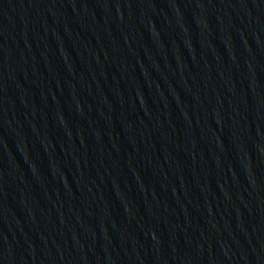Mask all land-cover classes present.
Segmentation results:
<instances>
[{"label":"water","instance_id":"water-1","mask_svg":"<svg viewBox=\"0 0 264 264\" xmlns=\"http://www.w3.org/2000/svg\"><path fill=\"white\" fill-rule=\"evenodd\" d=\"M0 264H264V0H0Z\"/></svg>","mask_w":264,"mask_h":264}]
</instances>
